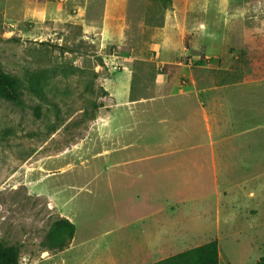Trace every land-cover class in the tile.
Returning <instances> with one entry per match:
<instances>
[{
	"label": "rangeland",
	"instance_id": "374dc122",
	"mask_svg": "<svg viewBox=\"0 0 264 264\" xmlns=\"http://www.w3.org/2000/svg\"><path fill=\"white\" fill-rule=\"evenodd\" d=\"M102 4L0 0V66L20 81L18 100L0 98V240L19 247L21 264H38L48 253L60 252L42 243L51 222L65 216L75 226L74 245L56 258L57 264H149L145 251L130 250L127 231L145 226L139 220L146 209L144 185L115 186L112 155L98 156L102 126L97 121L100 115L112 116L113 97L105 84L124 67L132 69L130 97L156 92L152 85L160 69L144 58L130 61L128 53L133 45L136 55L154 56L147 44L168 12L166 34L175 33V21L188 29L183 47L198 54L191 77L200 99L218 117L245 92L242 85L264 82V0H128L122 61L115 47H102L86 28L97 25ZM32 80L45 100L30 89ZM115 86L118 100L127 84L116 81ZM261 90L263 101L264 86ZM111 127L105 130L111 133ZM247 141L254 144L242 161L263 164L262 169L224 172L216 195L212 185L195 188L200 199L182 205H176L178 194L167 193L173 204L169 238L166 250L154 258L211 240L217 241L219 264H255L264 256V130L248 133ZM124 196L137 206L121 202Z\"/></svg>",
	"mask_w": 264,
	"mask_h": 264
},
{
	"label": "crops",
	"instance_id": "0c3cea01",
	"mask_svg": "<svg viewBox=\"0 0 264 264\" xmlns=\"http://www.w3.org/2000/svg\"><path fill=\"white\" fill-rule=\"evenodd\" d=\"M168 19L169 12L163 26L156 28L147 44L148 49L155 52L153 57L148 59L146 52L136 55L137 48L133 45L128 53L130 61L144 58L160 69L161 75L152 85V91H156L154 95L130 97L132 69L124 67L105 84V89L113 97L112 116L103 114L97 121L102 126L98 130V156L105 159L112 155L115 186L124 190L134 183L144 185L142 204H146V209L139 215V220H145V226L127 231L132 234L129 235L130 250L145 251L144 259L149 264L164 259L153 256L167 248L168 212L173 206L167 197L170 190L180 196L176 205H182L186 201H197L196 197L200 199L195 188L212 185L216 195L219 177L224 176V172L263 168V164L248 166L241 156L251 151L249 144H254L247 141L248 133L264 130V98L263 101L260 99L264 82L258 80L242 85L245 92L237 100H232L231 106L225 104V114L218 117L211 104L200 99V90L196 89L195 80L191 77L190 69L198 64L193 59L198 54L191 52L195 51L193 48L190 51L183 47L188 29L175 21V33L170 36L166 34ZM129 27L128 0H103L97 25L86 26L88 31L95 32L102 47H115L120 52L121 61L126 57L123 50L128 48ZM232 43L233 40L227 41V44ZM187 58L192 60V64L186 63ZM177 76L186 84L181 86L179 79L177 84ZM116 81L127 84L124 95L118 100H115L114 93ZM110 125L111 133L105 130ZM126 201L138 204L132 197H121V202ZM127 231L121 230L123 235ZM74 238L75 235L64 250L48 253L46 259L38 260V264H57L56 258L73 247ZM34 262L37 263L36 260Z\"/></svg>",
	"mask_w": 264,
	"mask_h": 264
},
{
	"label": "trees",
	"instance_id": "16d2710c",
	"mask_svg": "<svg viewBox=\"0 0 264 264\" xmlns=\"http://www.w3.org/2000/svg\"><path fill=\"white\" fill-rule=\"evenodd\" d=\"M30 89L42 100H45L41 86L32 80ZM20 96V81L17 77L5 73L0 66V98L8 101H16ZM75 226L66 218H57L50 224L48 233L42 243L49 251H62L72 240ZM0 264H21L20 249L15 244H7L0 240ZM154 264H219L218 244L216 240L208 241L197 247H193L156 261ZM255 264H264V256Z\"/></svg>",
	"mask_w": 264,
	"mask_h": 264
},
{
	"label": "built area",
	"instance_id": "2783aa9c",
	"mask_svg": "<svg viewBox=\"0 0 264 264\" xmlns=\"http://www.w3.org/2000/svg\"><path fill=\"white\" fill-rule=\"evenodd\" d=\"M186 60V63H188V64H192V60H190V59H185ZM181 63H182V61H181Z\"/></svg>",
	"mask_w": 264,
	"mask_h": 264
}]
</instances>
